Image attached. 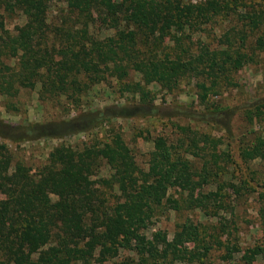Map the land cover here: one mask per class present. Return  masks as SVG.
Segmentation results:
<instances>
[{
	"label": "trees",
	"instance_id": "16d2710c",
	"mask_svg": "<svg viewBox=\"0 0 264 264\" xmlns=\"http://www.w3.org/2000/svg\"><path fill=\"white\" fill-rule=\"evenodd\" d=\"M239 1L0 0L3 107L15 110L12 101L21 90L38 86V99L62 98L76 112L43 123L0 120V264H201L213 250L235 261L239 251L228 224L191 218L194 212L233 216L242 197L250 195L246 180H224L229 157L218 150L217 138L188 127H179L174 141L156 136L145 169L113 126L103 139L81 148L53 147L33 172L13 160L8 144L90 134L117 118H159L147 88L151 83L171 91L187 79L204 105L209 92L229 84L231 73L264 52V11L238 12ZM51 8L57 24L47 22ZM18 18L21 25L13 23ZM212 20L225 22L215 44H186ZM108 79L138 103L81 110L88 91ZM205 107L184 116L227 131L220 118L228 110ZM242 113L249 124L264 120V99ZM239 158L262 168L264 201V136H252ZM102 165L108 177L93 179ZM257 211L264 219L263 204ZM169 212L176 219L171 237L161 230L149 234L152 219ZM223 234L227 239H220ZM258 257H264V237L236 260L252 264Z\"/></svg>",
	"mask_w": 264,
	"mask_h": 264
},
{
	"label": "rangeland",
	"instance_id": "374dc122",
	"mask_svg": "<svg viewBox=\"0 0 264 264\" xmlns=\"http://www.w3.org/2000/svg\"><path fill=\"white\" fill-rule=\"evenodd\" d=\"M184 2L195 4L203 3L204 0H183ZM238 12H245L247 15L253 12L264 11V0H241L236 3ZM48 15V23L57 24L55 20L54 8H51ZM23 18L16 19L13 23L21 25ZM225 22L213 23V20L206 25L205 32H197L187 39L186 44L191 48L198 46L200 43L215 44L213 38L220 34L224 29ZM215 37V38H216ZM191 41V43H190ZM133 80L137 82L139 77L131 74ZM230 83H223L216 92H209L206 96L204 105L199 103L198 92L193 84L187 79L181 80L171 91L151 83L147 86L150 90V101L157 107L159 118L157 117H137L133 119H112L109 125H103L93 130L90 134H76L62 138L35 139L21 143H9V148L14 161H22L31 168L32 172L41 165L48 152L60 144L68 145L73 148H81L83 145L92 143V139L101 140L104 138L107 129L111 126L120 131L122 139L131 150L134 160L138 167L145 169L149 154L155 145L153 139L156 136H162L167 140L174 141L180 134L179 127H188L200 133L208 134L211 137L220 140L218 150L226 152L229 159L227 162L228 173L224 180L230 184H236L238 180H246L249 184V194L242 197L240 204L234 209V215L230 216L225 213H219L216 217L207 218L199 212H194L191 218L205 225H214L219 222L228 224L226 229L230 230L236 239V248L233 259L235 261H225L221 255V250L209 252L208 258L201 264H237V258L246 248L259 245L264 237V219L257 211L259 205H264L261 200V190L259 181L262 177L263 170L259 164H245L239 158V150L254 135L262 134L264 136V120L252 119L251 123L245 122L243 107L252 102L264 99V52L258 54L255 61L241 67L236 72L229 75ZM36 86L33 89L21 90L18 96L12 101L16 104L15 110L5 109L4 100L0 97V120L9 125H18L23 123H43L67 119L76 112L69 110L63 105V99L41 100L37 97ZM131 102L138 103L137 96L131 97L128 93H120L113 80L94 85L87 94L86 102H82L81 110L84 109H102L105 107H120ZM209 108H219L224 111L220 121L227 126V131L212 122H197L184 116L185 111L190 109L201 111L205 106ZM264 119V115L262 116ZM249 130L252 132L250 133ZM253 171V172H252ZM109 170L102 165L100 171L93 177H108ZM97 186V185H95ZM103 190V189H101ZM229 193V187L225 188ZM112 199V198H111ZM113 200V199H112ZM111 203V200H109ZM176 219L169 212L159 218L152 219L148 233L155 230L165 231L168 238L171 237L173 226ZM231 221V222H228ZM221 240L227 239L223 234ZM126 254V253H125ZM120 254V257L125 255ZM117 262V259L115 260ZM111 264V263H103ZM200 264V263H192ZM252 264H264V257H258Z\"/></svg>",
	"mask_w": 264,
	"mask_h": 264
}]
</instances>
